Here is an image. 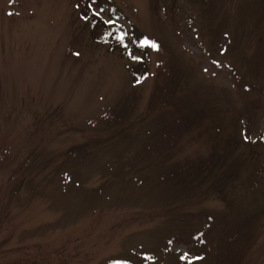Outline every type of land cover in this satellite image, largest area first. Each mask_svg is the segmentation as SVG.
I'll list each match as a JSON object with an SVG mask.
<instances>
[{
  "label": "rangeland",
  "instance_id": "obj_1",
  "mask_svg": "<svg viewBox=\"0 0 264 264\" xmlns=\"http://www.w3.org/2000/svg\"><path fill=\"white\" fill-rule=\"evenodd\" d=\"M0 264H264V0H0Z\"/></svg>",
  "mask_w": 264,
  "mask_h": 264
},
{
  "label": "trees",
  "instance_id": "obj_2",
  "mask_svg": "<svg viewBox=\"0 0 264 264\" xmlns=\"http://www.w3.org/2000/svg\"><path fill=\"white\" fill-rule=\"evenodd\" d=\"M106 6H110L109 20H105L96 11L94 6H89V15L92 17L93 22L102 27V30L97 32L99 35H96V37H98L101 43L109 45L112 50L120 51L130 61H140L142 59L141 61L143 62L146 54H149V49L152 47L151 42L144 35L129 30L118 21L120 10L114 4L108 2L107 4H103L101 9H104ZM146 41L147 43H145ZM133 73H137L136 75L139 79H143L147 72L135 70Z\"/></svg>",
  "mask_w": 264,
  "mask_h": 264
},
{
  "label": "snow or ice",
  "instance_id": "obj_3",
  "mask_svg": "<svg viewBox=\"0 0 264 264\" xmlns=\"http://www.w3.org/2000/svg\"><path fill=\"white\" fill-rule=\"evenodd\" d=\"M145 43H147V41ZM153 47H155V45H153Z\"/></svg>",
  "mask_w": 264,
  "mask_h": 264
}]
</instances>
